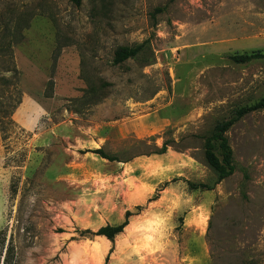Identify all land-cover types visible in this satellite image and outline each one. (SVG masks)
I'll return each mask as SVG.
<instances>
[{
  "label": "rangeland",
  "instance_id": "374dc122",
  "mask_svg": "<svg viewBox=\"0 0 264 264\" xmlns=\"http://www.w3.org/2000/svg\"><path fill=\"white\" fill-rule=\"evenodd\" d=\"M257 50L264 0H0V264H264V110L230 177L204 160L264 96V59L231 60Z\"/></svg>",
  "mask_w": 264,
  "mask_h": 264
},
{
  "label": "trees",
  "instance_id": "16d2710c",
  "mask_svg": "<svg viewBox=\"0 0 264 264\" xmlns=\"http://www.w3.org/2000/svg\"><path fill=\"white\" fill-rule=\"evenodd\" d=\"M78 7L82 0H72ZM161 11V9H157ZM149 49L148 42H143L135 46H120L114 52L113 64L121 65L130 59H136L140 54ZM256 59H264V51L257 50L250 53L234 54L231 60L236 64H244ZM51 84V83H50ZM90 90H87L89 92ZM50 97V96H46ZM264 110V96L255 104L249 106H242L232 112L230 118L218 122L210 136L205 138L204 145V160L207 166L217 175V183L230 177L235 172L233 150L227 138V132L242 118L253 113ZM170 143L165 142L161 149L154 151L152 154L163 155L167 152ZM93 153L99 155L101 158L110 162L118 161L117 157L109 156L103 149L94 150ZM192 190H212V187L206 184H193L188 182ZM140 208V207H138ZM133 214L128 211L126 213L125 221L117 226L101 227L97 232L91 233L93 236H104L109 240H113L120 235L129 224V218ZM88 232V231H87ZM109 256L107 257V261Z\"/></svg>",
  "mask_w": 264,
  "mask_h": 264
}]
</instances>
